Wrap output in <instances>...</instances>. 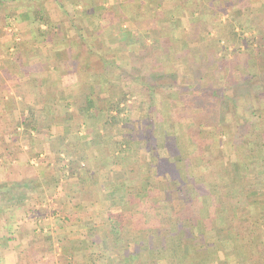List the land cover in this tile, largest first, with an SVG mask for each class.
I'll use <instances>...</instances> for the list:
<instances>
[{
	"label": "crops",
	"instance_id": "0c3cea01",
	"mask_svg": "<svg viewBox=\"0 0 264 264\" xmlns=\"http://www.w3.org/2000/svg\"><path fill=\"white\" fill-rule=\"evenodd\" d=\"M241 1L246 11L253 0ZM231 3L0 0V154L34 170L24 182L48 184L43 173L58 170L24 209L0 203L2 229L18 238L1 264L39 232V264H264L263 177L239 174L230 145L205 163L189 154L199 111L176 112L190 102L174 86L218 66L212 29ZM150 73L166 75V91L144 83ZM181 228L194 234L172 235Z\"/></svg>",
	"mask_w": 264,
	"mask_h": 264
},
{
	"label": "trees",
	"instance_id": "16d2710c",
	"mask_svg": "<svg viewBox=\"0 0 264 264\" xmlns=\"http://www.w3.org/2000/svg\"><path fill=\"white\" fill-rule=\"evenodd\" d=\"M263 18L264 7L261 8L258 18L264 30ZM241 19L243 20V17H241ZM248 20L250 21L251 19ZM232 29L234 37L240 35V40H242L246 46L244 48L237 46L232 52H228L226 45L218 47L220 55L219 57L217 56L218 66H216L215 69L212 68L209 73L203 70L199 71V73L195 74V77H197V79H195L196 82H193L191 86H174V88L180 90L183 96V104V100H188V102H190L187 105H181L176 112L179 114H181L180 111L188 112V108L200 110V114L189 124V135L187 137L189 142L187 146L189 154L198 153L199 161L205 163L210 160H217L218 158L222 159L224 157L222 155H225L226 147L230 145L236 149V154L232 158L234 160L232 164L238 170L239 174L245 177L248 172H253L254 170V173L260 174L259 176H262L264 180V123H262L264 120V33L258 42V40L253 37L245 38L242 32L237 34L234 26H232ZM212 43L215 44V40ZM219 44L220 41H218V45ZM167 75H169L168 80L177 77V74L174 72L167 73ZM165 76L164 74L150 73L143 77V79L144 83L154 86L153 91H166V88L161 82L162 79H166ZM204 78L207 82H204ZM243 88L248 90V92L240 93V90ZM239 94L247 96L248 111L251 113L253 120L251 119L246 122H242V120L236 122V119L232 122L224 120L227 113L235 118V112L239 108ZM186 95L187 97H185ZM207 128L213 130L216 135H205ZM260 129H263V134L261 135L258 134ZM223 138H225V141ZM237 140H239V145H233ZM223 143H225V150L218 153L220 155L219 157L213 154L209 156L205 155L206 152H211L212 146H221ZM196 150L197 152L195 153ZM175 172V169H171V171L167 173V176L175 178L177 176ZM175 184L178 190L184 185L182 182L180 184ZM18 186L19 184L16 183L0 185V201L9 204L12 202L17 204L18 200L12 192ZM32 186L31 182L20 184V187L25 188ZM252 194H254V192L249 193L248 202L261 206L258 201L250 200V196H255ZM189 202L190 195L186 197L185 204H189L190 206ZM195 202L197 201L194 200V204H196ZM156 203L158 204V201H156ZM192 206L191 204V207ZM216 209L218 211V207ZM216 214L217 213H215V215ZM212 217L217 220V216L215 217L213 215ZM222 218L223 216L220 217V221L222 222L223 220V223H225ZM172 223L173 225H178L179 220L176 218V221L173 220ZM7 229L10 235L5 238L8 242H11L15 240V238H13L14 233L10 227H7ZM183 230L184 229L181 228L177 231H172V235L188 238L194 234ZM5 247L6 246H0V249ZM259 250L264 252L263 240L261 249ZM2 255L3 254L0 253V258ZM19 255H17L18 259L20 257ZM1 262L2 260L0 259V263Z\"/></svg>",
	"mask_w": 264,
	"mask_h": 264
},
{
	"label": "rangeland",
	"instance_id": "374dc122",
	"mask_svg": "<svg viewBox=\"0 0 264 264\" xmlns=\"http://www.w3.org/2000/svg\"><path fill=\"white\" fill-rule=\"evenodd\" d=\"M243 1H245V0H243ZM241 2H242L241 0H232V3H231L232 6H230L228 4H226L224 6H220L219 11L216 12V15L218 17L219 22L217 25H215L214 29H212L216 32L217 35L214 36L215 38L213 37L215 40V44L211 43V46H209L211 50L215 49V47L218 49V47L226 45L228 48V52H232L235 50L234 49L235 47L237 48V46L243 47V48L246 46V44L242 40H240L241 39L240 35L234 37V33L232 32V30H233L232 26L235 27V30H236L235 32L237 34L238 33L240 34L242 32L245 38L253 37L254 39H257L259 42L262 34L264 33L263 25L258 20L259 15H260V10H261V5L259 6V4H261L262 2H261V0H260V2H259V0H253L250 4V7L246 8L247 9L246 11H245V8L241 6ZM1 3H3V2L1 1ZM244 13H246L245 16L248 18L246 19V22L244 24H239L238 22H240V16L244 15ZM208 18H210V17H208ZM0 19H1V17H0ZM248 19H251V20L249 21ZM263 20H264V18H263ZM4 26H5V23L3 21H0V29L3 28ZM237 29H238V31H237ZM7 32H10V30H8ZM12 33H13V31H12ZM218 41H220L219 45H218ZM217 49H215V50H217ZM219 51L220 50H217V56H218V54H220ZM217 56H216V62H217L218 57H219V56L218 57ZM215 67H216V64L212 68L215 69ZM246 73H247V71H246ZM212 76H213V73H212ZM204 81L207 82L206 79ZM247 92H248V90H246L245 88L240 90V93H247ZM246 97L247 96H243V94L238 95L239 108L237 110L235 109L236 110L235 118L231 114L227 113L225 115L224 120H229L231 122L235 119H236V122H238V120L239 121L242 120V122L250 121L251 119L253 120L251 113L248 111L249 106H248V102L246 100ZM198 111H200V110H198ZM199 114H200V112H199ZM262 123H264V120ZM258 134L259 135L263 134V129H260ZM223 140L225 141V138H223ZM234 144L239 145V140L235 141L233 143V145ZM222 145L225 146V143H223ZM230 149H231V151H235V147H232ZM12 154L15 156L14 158H17L18 157V149L14 150L12 152ZM7 155L6 154L5 155L0 154V160H2V161H0V179L3 180L5 178H8V176H9L11 179H13L12 180L13 183L19 184V186L16 187L12 192V194L15 195L16 199L18 200L17 204L15 203V205H14L15 206L14 210H16V212H17V209H19V206H21L20 208L24 209L26 203L28 204L26 197H27V195H29L30 191H32V192L43 191V190H45V188L46 189L52 188V185H54L53 182L55 180L54 179L55 178L54 173H56V171H58V170H54V171L53 170H51V171L46 170L45 173H43V175L45 176V179L48 180V184L47 183L42 184V183H35V182L32 183L31 182L33 185L32 187H29V188L20 187V184L24 183V181L34 179V173L35 172L33 169H30L28 166L26 167L25 164L17 165V167H14V168L6 166L7 164H10V161H11V159L8 160ZM0 185H3V184L0 183ZM0 203H6V202L0 201ZM1 214L2 213L0 212V229H1L0 230V246L1 247L7 246L3 249H0V253L3 254L4 249H7V248L9 249V248H11V246L8 247L9 242L5 238V237H8L10 234L7 233L6 236H3V233H6L8 231V229H5V230L2 229L5 225H4V221H3L4 219L2 218ZM15 220H17V216L15 217L14 221ZM14 234H15V232H14ZM14 234H13V238H15V240L17 241L18 238L15 237ZM42 238H43L42 233L39 232V233H36L35 236H33L30 239L31 243L21 241V244H23L22 258L19 257V259H18L17 254L13 255L15 253L12 254V252H10L9 254L11 255V257H9V260L10 261L11 260L16 261L15 263L13 262L14 264H23V263L39 264V262L41 261V258H44L46 255H48L47 254L48 251H46V248H44L45 246L40 245L38 243L39 239H42ZM19 242H20V239H19ZM36 243L38 245H36ZM37 252H38V255H37Z\"/></svg>",
	"mask_w": 264,
	"mask_h": 264
}]
</instances>
